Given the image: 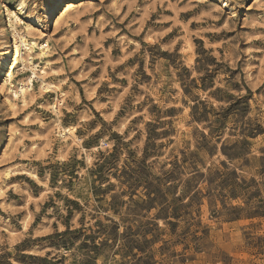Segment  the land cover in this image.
<instances>
[{
  "label": "rangeland",
  "instance_id": "1",
  "mask_svg": "<svg viewBox=\"0 0 264 264\" xmlns=\"http://www.w3.org/2000/svg\"><path fill=\"white\" fill-rule=\"evenodd\" d=\"M52 2L0 0L54 86L0 76V264H264V0Z\"/></svg>",
  "mask_w": 264,
  "mask_h": 264
},
{
  "label": "bare ground",
  "instance_id": "2",
  "mask_svg": "<svg viewBox=\"0 0 264 264\" xmlns=\"http://www.w3.org/2000/svg\"><path fill=\"white\" fill-rule=\"evenodd\" d=\"M66 4H69L67 5V8L73 7L72 4L65 3V0H54L51 6L46 9L44 13V16L46 17L43 21L50 22V19L54 16L55 12L64 7ZM11 23V19H8L5 30L10 31L11 43L3 45L0 52V76H4L6 78L5 82L9 85V103L10 107L13 108L15 103L12 104L11 101L20 100L22 104H25L27 99L31 97L30 94L32 92L34 80H41V87L39 88L44 94L48 93L54 86L45 83V78L47 76L46 68H38L37 64L33 63L32 59V53L34 52V49L37 48L39 52L36 54V56L43 60L42 58L47 56L49 50L48 44L43 42L41 45H39L34 39H32L34 35H31L30 30L28 31V29L25 28L24 31L20 33ZM14 23H20V20L14 19ZM22 51H24V53H22ZM19 64L22 66L21 71H24L27 68V70L30 72V75L24 80L18 81V84L15 85L12 83L14 80L13 75L19 68ZM57 103L58 106L61 105V101ZM53 108L57 109L55 105ZM56 126L59 127L57 123ZM69 132V129H62L61 136L65 137V135H68Z\"/></svg>",
  "mask_w": 264,
  "mask_h": 264
}]
</instances>
